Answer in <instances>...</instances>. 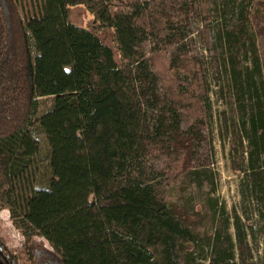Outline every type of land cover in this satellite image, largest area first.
I'll return each instance as SVG.
<instances>
[{
    "label": "trees",
    "instance_id": "obj_1",
    "mask_svg": "<svg viewBox=\"0 0 264 264\" xmlns=\"http://www.w3.org/2000/svg\"><path fill=\"white\" fill-rule=\"evenodd\" d=\"M76 6L92 25L70 21ZM192 17L207 59L219 48L228 54L247 142L242 192L264 202V59L255 39L264 0H0V210L27 239L51 245L30 243L27 263L259 264L244 257L237 215L236 260L218 199L209 204L222 225L208 235L189 215L193 190L190 209L173 198L214 182L204 164L187 163L213 117L206 58L188 43ZM43 97H52L46 110ZM43 152L50 177L31 194L19 178ZM0 257L18 264L1 237Z\"/></svg>",
    "mask_w": 264,
    "mask_h": 264
},
{
    "label": "rangeland",
    "instance_id": "obj_2",
    "mask_svg": "<svg viewBox=\"0 0 264 264\" xmlns=\"http://www.w3.org/2000/svg\"><path fill=\"white\" fill-rule=\"evenodd\" d=\"M70 21L79 27H89L93 24L94 16L84 7H72ZM224 23L222 10L217 16L216 23ZM190 28L193 31L188 38L189 45H192L194 53L199 57H205L207 62L209 81L211 83V100L213 105V117L206 127L204 135L200 140L193 142L194 147L189 156H193L192 162L187 163L193 166L204 164L211 170L214 177L213 184H207L203 190H198L189 184L185 192L175 190L173 198L182 209L187 210L185 205L190 193L193 190L191 201L192 209L188 210L191 219L199 222L201 229L206 230L210 235L222 225L221 215L214 217L210 209V198L218 199L222 212L229 217V234L235 242L236 260L239 262L241 251L236 237L235 220L239 218L241 227L244 228L246 241L244 245V257L248 262L264 264V202L254 195H250L246 190L243 195L242 171L245 164L244 157H247L246 139L241 140V133L238 126V110L234 104L233 93L230 88V67L224 57H228L226 52L219 48L218 55L213 61L207 59L208 53L203 48L197 37V30L201 28V23L196 17L191 18ZM256 46L260 56L264 59V29L255 31ZM245 57L240 56V61L244 62ZM245 63V62H244ZM264 75V74H263ZM42 110L49 108L52 97H43ZM44 153V154H43ZM37 153L29 168L20 175V186L27 192L35 194L38 186L45 183L50 177L47 161L44 160L46 152ZM209 185H212L211 187ZM187 192V193H186ZM225 208V210H224ZM218 226V227H217ZM215 228V229H214ZM0 237L6 246L18 256V264L27 263V251L30 243H42L48 248L51 245L43 236L36 235L32 239H27L20 228H18L10 217L8 208L0 210ZM20 253H24L22 258ZM209 251L207 250V255ZM206 263H208L206 261Z\"/></svg>",
    "mask_w": 264,
    "mask_h": 264
},
{
    "label": "flooded vegetation",
    "instance_id": "obj_3",
    "mask_svg": "<svg viewBox=\"0 0 264 264\" xmlns=\"http://www.w3.org/2000/svg\"><path fill=\"white\" fill-rule=\"evenodd\" d=\"M0 260H1L4 264H8L7 262L4 261V259H2V257H0Z\"/></svg>",
    "mask_w": 264,
    "mask_h": 264
},
{
    "label": "water",
    "instance_id": "obj_4",
    "mask_svg": "<svg viewBox=\"0 0 264 264\" xmlns=\"http://www.w3.org/2000/svg\"><path fill=\"white\" fill-rule=\"evenodd\" d=\"M0 264H4V263L0 260Z\"/></svg>",
    "mask_w": 264,
    "mask_h": 264
}]
</instances>
